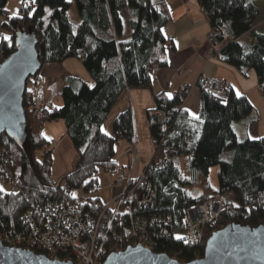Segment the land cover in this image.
Returning a JSON list of instances; mask_svg holds the SVG:
<instances>
[{"label":"trees","instance_id":"trees-1","mask_svg":"<svg viewBox=\"0 0 264 264\" xmlns=\"http://www.w3.org/2000/svg\"><path fill=\"white\" fill-rule=\"evenodd\" d=\"M197 1L211 26L223 30L222 46L216 56L243 75L255 70L264 94V30L254 28L264 0ZM8 2L0 0V15L8 11ZM74 2L81 20L77 27L69 13ZM123 11L131 29L128 38ZM18 12V16L11 17L17 20L3 23L10 30L7 36L10 39L0 38V62L16 50L18 32L37 30L43 61L62 63L70 57L80 58L84 52L87 57L83 64L92 84L80 77H66L59 92L62 103L46 105L43 118L38 121L32 118L27 87L24 97L27 147H20L6 134L0 136V158L8 161L18 179L17 187L4 190L0 196V231L23 233L28 226L24 221L28 209L54 199L63 191L66 193V189V195L75 200L83 190L85 201L80 209L96 217L102 214L100 239L107 237L106 248L125 249L134 244L129 235L128 216H115L114 208L103 213L102 207L99 208L103 203L91 193L99 188L100 172L115 175L120 170L118 143L135 142L132 109L127 108L114 118L112 133L102 127L125 90L151 89L152 66L167 64L168 39L163 31L171 19L167 0H35L34 4L31 0H22ZM227 34L230 39L223 46ZM198 86L197 117L181 107L187 88L170 99L163 93L154 94L155 107L148 111V124L149 112L153 109L166 107L175 116L166 135L159 125L149 124L153 138L162 141L165 137L176 149L183 146L182 155L149 176L148 180L157 187L156 205L134 209L135 215L162 219L149 230L155 242L153 250L182 262L204 255L206 241L217 229L231 223L253 227L264 223V137L239 138L234 127L237 122L257 121L258 111L246 95L237 94L229 85L222 95L208 91L202 80ZM58 120L64 121L79 158L64 184L56 189L49 166L36 152L43 144H49L42 135L46 122ZM181 130L185 135H180ZM159 147L149 164L151 168L163 155L164 147ZM214 166L219 167L218 186L210 180ZM224 195H233L234 207L221 212L201 244L190 246L173 235L174 231L183 229L184 211L190 204L210 202Z\"/></svg>","mask_w":264,"mask_h":264},{"label":"crops","instance_id":"crops-1","mask_svg":"<svg viewBox=\"0 0 264 264\" xmlns=\"http://www.w3.org/2000/svg\"><path fill=\"white\" fill-rule=\"evenodd\" d=\"M167 4L171 15L170 21L163 27L164 34L168 39L165 55L167 64L152 73L153 86L151 89H145L151 90V93H142L139 91L140 89H127L118 100V102L120 100L122 102L117 109L118 112L127 108H131L133 111L135 119V142L129 143L121 140L118 143L117 153L120 151V154L117 160L121 168L115 175L105 172L99 173V184L101 183L104 188L111 187L113 193L107 203H103L99 197L100 201L103 204H112V208H116L114 195L121 190L118 183L116 184L114 182L118 180V173L121 171L127 172L133 167L137 175L142 174L148 165L141 166L138 152H152L148 164L155 153L156 147L153 145L154 148H150L153 135L151 127L148 124V111L155 107V93H163L165 97L170 99L168 94H171L172 98L187 88V95L183 98L181 107L190 115L197 117L200 111V89L198 81L203 78H218L225 85L232 87L237 94L246 95L251 102L253 101L251 94L257 88L261 91L258 78L255 77L253 71L250 70L247 75H243L234 66L221 61L217 56L211 57L206 39L212 26L206 12L197 0H167ZM261 6L262 12L258 19H256L254 28L264 30V1ZM122 17L124 26L126 27L127 17L124 11L122 12ZM226 42L227 38L223 40V46ZM58 69L60 70L59 73ZM63 71H66V73H63ZM66 74L80 77L85 81L87 75L88 78L90 77L87 71L71 68L67 65V60L61 64L57 63L53 67H49L48 71L40 77L41 79H39L34 90L35 99L41 101L44 106L50 103L57 106L60 105L62 100L59 95V83L61 82H59V79ZM87 83L92 84V82ZM185 84H187L186 87L184 86ZM146 98L149 100H146ZM252 103L255 106L254 102ZM234 127L238 136V131L240 130L242 138L249 137L257 139L263 137L261 129L259 128V120L249 123L237 122ZM42 135L51 147L50 171L53 177L60 178L67 176L77 162L78 152L70 136L67 134L64 121L46 122L42 130Z\"/></svg>","mask_w":264,"mask_h":264},{"label":"built area","instance_id":"built-area-1","mask_svg":"<svg viewBox=\"0 0 264 264\" xmlns=\"http://www.w3.org/2000/svg\"><path fill=\"white\" fill-rule=\"evenodd\" d=\"M7 12H2L1 16H5ZM13 14L12 17L15 18L16 15ZM35 32L39 42V33L37 30ZM207 35L209 54L211 57H215L222 46L223 30L220 27H211ZM38 54L40 56L39 50ZM86 57V53L80 54L82 61ZM159 69V65H153L151 71L156 72ZM201 80L208 91L218 95L225 92L226 85L220 79L212 77ZM184 86L186 87L187 84ZM31 90L28 89L26 96L30 102V109L33 111L35 118L38 116L42 118L43 105L35 100ZM173 116H175V112L172 109L166 107L153 109L149 112V124L159 125L166 135ZM179 133L185 135L182 130ZM165 140V137L162 141L157 138L152 139V143L156 148L163 145V155H160L161 157L153 163L152 168L149 165L145 172L140 175L141 177L137 176L133 167L127 172L121 171L118 173V182L124 191L121 193L122 195L120 194L114 198V201L117 202L115 216L118 214L127 215L130 220L129 235L134 239L133 245L140 243L152 250L155 242L149 230L156 222H161L162 219L156 217L148 219L142 215H135L134 209H144L156 205L157 187L148 180L149 176L162 168H166L179 155H182L183 146L176 149ZM184 140L186 141L187 138H184ZM44 146L49 152L48 144ZM60 181V179H52L54 188L58 189L63 185L60 184ZM181 181H184L183 176H181ZM16 182L13 170L8 167V164L0 162V184L9 183L12 185ZM66 193L63 191L61 195L54 199H49L28 209L24 214V221L28 225L26 231L23 233L0 231V240L9 246L23 247L44 254L55 261L73 260L75 264H103L108 254L120 251V248L111 246L108 249L104 244L107 237L100 239L102 214L96 217L89 212H82L80 205L85 201V197L78 196L75 200H72ZM3 194L4 191L0 192V196ZM101 207L103 213L112 208L111 204L99 205V208ZM233 207V202L227 201L223 205L219 200H215L213 203L190 204L184 211L183 229L174 231L173 235L182 237L184 243L190 246L201 244L204 241L201 230L205 224L212 226L223 210L233 209Z\"/></svg>","mask_w":264,"mask_h":264},{"label":"water","instance_id":"water-1","mask_svg":"<svg viewBox=\"0 0 264 264\" xmlns=\"http://www.w3.org/2000/svg\"><path fill=\"white\" fill-rule=\"evenodd\" d=\"M17 48L0 62V136L6 134L20 147L28 145L24 97L27 83L41 69L34 30L20 31ZM0 264H75L55 261L32 250L9 246L0 240ZM103 264H264V223H231L212 232L204 255L182 262L138 243L107 255Z\"/></svg>","mask_w":264,"mask_h":264},{"label":"rangeland","instance_id":"rangeland-1","mask_svg":"<svg viewBox=\"0 0 264 264\" xmlns=\"http://www.w3.org/2000/svg\"><path fill=\"white\" fill-rule=\"evenodd\" d=\"M74 1V0H73ZM21 6H22V0H9V2H8V4H7V10H8V12H7V14H5V19H2L3 18V16H1L0 15V38H2V37H7L8 35H10V30L9 29H7L5 26H3V23L5 22V23H8L9 24V22L12 20V21H14V20H17V19H11V17L14 15L13 13H16L17 12V10L19 11L20 10V8H21ZM263 12H264V10H263ZM69 13H70V15H71V18H72V20L74 21V23H75V27H77L78 26V24H79V22L81 21L80 20V17H79V13H78V8H77V5H76V3L74 2V4H73V6L71 7V9H70V11H69ZM126 22H127V24H126V27H125V29H126V38H128V34L130 33V28H129V21H128V19H126ZM262 24V23H261ZM208 36V35H207ZM208 39V38H207ZM207 39H206V42H207V46H208V51H210L209 50V45H208V41H207ZM227 39L229 40L230 39V35L229 34H227ZM38 40H39V38H38ZM40 42V41H39ZM39 42H38V45H39ZM37 45V46H38ZM39 49L37 48V51H38ZM39 59H40V61H41V63H42V67H41V69L37 72V74L34 76V77H32V78H30L29 79V81L28 82H30V84L28 85L32 90H31V92L33 93L32 94V96H34V98H35V94H34V90H35V88H36V86H37V83H38V81H39V79H41L40 77L41 76H43L44 75V73H46L47 71H48V69H49V67H53L55 64H57V63H51V62H46V61H43V58L41 57V56H39ZM61 64V63H60ZM67 65H69L71 68H74L75 70H83V71H87V69H86V67L84 66V64H83V61L79 58V57H70L69 59H67ZM251 71H253L255 74V77H257V73H256V71L255 70H251ZM60 72V70L58 69V73ZM78 72V71H77ZM88 72V71H87ZM63 73H66V71H63ZM69 75H64L62 78H60L59 79V88H60V90H61V88H62V86H63V81H64V79L66 78V77H68ZM86 78V81L87 82H92V80H91V77H89L88 78V75L85 77ZM257 79V78H256ZM250 81H252V79H250ZM255 86H256V84H255ZM139 91H141L142 93H151V90H143V89H140ZM147 95V94H146ZM251 98H252V102H254V104H255V106H256V108H257V110H258V120H259V128L261 129V132H262V136L264 137V94L262 93V91H260L258 88L254 91V93L253 94H251ZM148 98H146V100H147ZM36 100V99H35ZM149 100V99H148ZM37 101V100H36ZM121 101V100H120ZM118 102L117 103V105L115 106V108L113 109V111L111 112V114L109 115V117H108V119L106 120V122L104 123V125H103V127H102V129L105 131V132H108V133H112L113 132V120H114V118L120 113V112H118L117 111V109H118V107H119V105H121L120 103H122V102ZM29 102V101H28ZM37 102H39V103H41L42 105H43V103L41 102V101H37ZM150 102H151V100H150ZM45 106L43 105V108H44ZM32 118H33V120L35 121V120H39V119H41L39 116L37 117V118H35V116H34V113H33V111H32ZM43 118V117H42ZM239 132V136H240V138H242L241 137V135H240V130L238 131ZM45 144H43L42 145V147H41V149L40 150H38L37 152H36V154H37V156L38 157H40L41 158V160L42 161H44L45 162V164L47 165V166H49V168H48V171H49V175H50V178H51V181H52V179H54V178H56V177H53V175H52V173H51V171H50V164H51V158H50V153H51V147H50V144H48V149H49V152H47V150H46V148H45V146H44ZM150 148L151 149H153L154 148V146H153V144L150 142ZM160 148V147H159ZM157 148H155V150H156ZM119 154H120V151H118V153H117V159L119 158ZM151 156H152V152H150V153H147V152H141V151H139L138 152V158L140 159V162H141V166H147L146 167V169L149 167V164L151 163V161H150V163L148 164V162H149V160H150V158H151ZM78 158H79V154H78V156H77V160H78ZM0 162H4L5 164H8V167L10 168V169H12L13 170V176H14V178H15V181H17L16 183H12V185L11 184H9V183H1L0 184V187H2L3 188V190L5 189V190H9V189H12L13 187H17L18 186V179H17V176H16V174H15V171H14V169L9 165V163H8V161L7 160H5L4 158H0ZM145 169V170H146ZM145 170L143 171V173L145 172ZM218 170H219V167L218 166H214V167H212L211 168V172H210V180H211V182H212V184L214 185V186H218ZM142 173V174H143ZM142 174H140V175H142ZM140 175H137V176H139V177H141ZM65 178H66V176H62V177H60V178H56V179H60L61 181H60V184H64V180H65ZM117 178H118V175H117ZM146 179V178H145ZM116 184L118 183V185H119V187L121 188V186H120V184H119V182H118V180L117 181H114ZM124 191V189H121L118 193H116L115 195H114V198H116L118 195H120L122 192ZM112 189H111V187L110 188H108V187H106V188H104L103 187V185L100 183V185H99V188H98V190H96L95 192H93V193H91V195L93 196V197H100L101 198V200H102V202L103 203H107V201L109 200V199H111V197H112ZM122 195V194H121ZM79 196H82V197H85V194L83 193V190L82 191H80V195ZM233 199H234V197H233V195H228V196H226V195H224L223 197H217V198H215V199H213V200H211L210 202H208V203H213L215 200H219V202H222L223 203V205H224V203L225 202H227V201H230V202H234L233 201ZM113 202V201H112ZM111 202V203H112ZM115 202V201H114ZM115 203H117V202H115ZM205 203V202H204ZM111 206H112V204H111ZM114 209H115V207H114ZM216 223V221H214V223H213V225ZM212 225V226H213ZM212 226L211 225H206L205 224V226H204V228L201 230V232H202V236H203V238L205 239V236H206V234H207V231L209 230V228H212ZM117 248V247H116Z\"/></svg>","mask_w":264,"mask_h":264},{"label":"snow or ice","instance_id":"snow-or-ice-1","mask_svg":"<svg viewBox=\"0 0 264 264\" xmlns=\"http://www.w3.org/2000/svg\"><path fill=\"white\" fill-rule=\"evenodd\" d=\"M31 3H33V4H34V3H35V0H31ZM27 6H28V5H27V4H25V7H27ZM32 11H34V9H32V10L30 11V14H31V12H32ZM15 15H16V16H18V15H19V12H18V10H17V12L15 13ZM4 39H10V38H9V37H4ZM92 87H94V86H92ZM168 95H169V97L171 98V94H168ZM193 115H194V114H193ZM2 191H4V190H3V188H2V187H0V192H2ZM72 195H73V196H75V193H73ZM176 238H177V239H183V238H182V237H180V236H177Z\"/></svg>","mask_w":264,"mask_h":264}]
</instances>
